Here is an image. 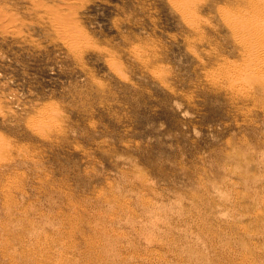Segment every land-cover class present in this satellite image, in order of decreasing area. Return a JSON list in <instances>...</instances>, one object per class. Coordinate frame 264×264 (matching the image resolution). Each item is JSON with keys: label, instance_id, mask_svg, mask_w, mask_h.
Returning <instances> with one entry per match:
<instances>
[{"label": "rangeland", "instance_id": "1", "mask_svg": "<svg viewBox=\"0 0 264 264\" xmlns=\"http://www.w3.org/2000/svg\"><path fill=\"white\" fill-rule=\"evenodd\" d=\"M247 1L0 0V264H264Z\"/></svg>", "mask_w": 264, "mask_h": 264}, {"label": "bare ground", "instance_id": "2", "mask_svg": "<svg viewBox=\"0 0 264 264\" xmlns=\"http://www.w3.org/2000/svg\"><path fill=\"white\" fill-rule=\"evenodd\" d=\"M248 1H251L252 3H254L255 1L254 0H248ZM247 1V2H248ZM246 2V1H245ZM257 2H259L258 4H257V6L256 5H254V6H251V10H253L254 12H258V13H260V12H262V11H264V0H259V1H257ZM257 2H255V4L257 3ZM250 3V2H249ZM251 3V4H252ZM248 4V3H247ZM249 6V5H248ZM259 28L261 29V30H263L264 31V20H263V22L262 23H260L259 24ZM247 27V24L245 25V27L243 26H241L239 29H240V31H241V33H242V35L245 37V39L246 40H248V41H250L249 43H250V47H251V49H252V51H253V59L254 60H259V59H264V42H263V44L260 46V47H258L257 46V43H256V41H255V39H254V37H253V33H251V28H246ZM260 44V42L258 43V45ZM260 67V68H259ZM257 69L258 70H256V72H254V73H258L259 74V72H260V74L261 73H264V64L263 63H261V65L259 66ZM255 69V68H254ZM253 69V70H254ZM253 70H251L252 71V73H253ZM250 73V72H249ZM248 73V74H249ZM251 73V74H252ZM250 74V75H251ZM250 75H248V76H250ZM255 75V74H254ZM264 75V74H263ZM252 76V75H251ZM250 76V77H251Z\"/></svg>", "mask_w": 264, "mask_h": 264}]
</instances>
